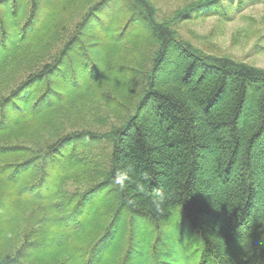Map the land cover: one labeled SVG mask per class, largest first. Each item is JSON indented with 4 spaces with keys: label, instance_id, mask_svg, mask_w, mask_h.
Here are the masks:
<instances>
[{
    "label": "trees",
    "instance_id": "obj_1",
    "mask_svg": "<svg viewBox=\"0 0 264 264\" xmlns=\"http://www.w3.org/2000/svg\"><path fill=\"white\" fill-rule=\"evenodd\" d=\"M250 1L0 0V264H264V69L175 30Z\"/></svg>",
    "mask_w": 264,
    "mask_h": 264
},
{
    "label": "rangeland",
    "instance_id": "obj_2",
    "mask_svg": "<svg viewBox=\"0 0 264 264\" xmlns=\"http://www.w3.org/2000/svg\"><path fill=\"white\" fill-rule=\"evenodd\" d=\"M197 1L199 0H153L158 18H170L176 10ZM254 1L246 2L241 11L235 12L234 10L231 16L233 19L228 23L220 22L215 17H209L204 20L178 23L175 25V30L178 36L198 50L210 55H228L239 62L264 69V52H259V46L264 44V6L254 4ZM236 5L234 2V6ZM109 117V124L111 122L117 124V120L110 115ZM89 128L91 132H104L103 128L96 125H91ZM69 188L73 190L76 185L69 183ZM173 225L176 229L178 226L186 227L176 217ZM192 240V248L197 250L198 243L193 238ZM180 255L178 254L168 264H196L193 250L186 253L183 258Z\"/></svg>",
    "mask_w": 264,
    "mask_h": 264
},
{
    "label": "clouds",
    "instance_id": "obj_3",
    "mask_svg": "<svg viewBox=\"0 0 264 264\" xmlns=\"http://www.w3.org/2000/svg\"><path fill=\"white\" fill-rule=\"evenodd\" d=\"M130 181V177L128 175V171H121L117 173L114 177L113 182L115 185L119 187V189L124 190L128 186V182ZM137 191L143 193L145 191V187L143 183L137 182L136 184ZM166 195L164 192L160 190H156L151 196V207L155 212L161 213L163 211V206L166 202ZM130 204L135 206L134 201H129Z\"/></svg>",
    "mask_w": 264,
    "mask_h": 264
}]
</instances>
